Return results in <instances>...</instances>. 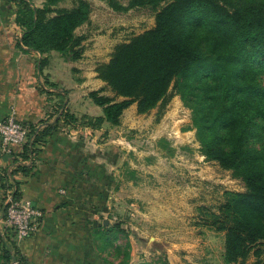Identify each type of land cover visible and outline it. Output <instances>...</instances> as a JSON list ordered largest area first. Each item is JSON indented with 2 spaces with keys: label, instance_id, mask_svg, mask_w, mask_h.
<instances>
[{
  "label": "trees",
  "instance_id": "1",
  "mask_svg": "<svg viewBox=\"0 0 264 264\" xmlns=\"http://www.w3.org/2000/svg\"><path fill=\"white\" fill-rule=\"evenodd\" d=\"M59 1L35 5L32 0H15L13 19L27 48L40 53L54 49L77 59L84 50V35L75 29L88 20L90 4L74 0L60 6ZM105 1L122 11L148 6L154 11V24L115 43L109 58L98 63L97 76L120 98L90 90L102 113L86 124L91 128L105 121L118 124L122 111L133 102L138 112H146L164 105L176 92L183 101L189 99L190 126L201 153L231 169L244 186L224 190L216 209L203 206L202 222L224 231L225 263L244 264L252 253L256 263L264 264V83L255 65L264 66V0ZM45 60L41 58L40 68ZM67 118L77 122L73 114ZM57 124L58 118L41 128L30 124L31 139L22 144L21 155L27 157ZM254 137L261 139L259 146L244 143ZM16 167L24 173L31 169L26 164ZM18 182L14 199L20 197ZM5 207L6 203L3 215ZM15 239L14 233L0 229V258L5 264L13 260L19 264Z\"/></svg>",
  "mask_w": 264,
  "mask_h": 264
},
{
  "label": "rangeland",
  "instance_id": "2",
  "mask_svg": "<svg viewBox=\"0 0 264 264\" xmlns=\"http://www.w3.org/2000/svg\"><path fill=\"white\" fill-rule=\"evenodd\" d=\"M42 2L32 0L35 5ZM73 2L60 0L58 5ZM88 2L89 18L75 29L84 35L81 57L71 59L54 49L44 52L48 53L45 62L50 57L53 75L43 74V78L48 85L62 89L55 98L57 126L80 127V150L76 146V161L71 162L78 167L77 184L69 197L74 202L75 235H97L91 248L106 255L111 264H227L222 257L224 231L204 224L201 208L216 209L224 190L244 186L231 169L201 153L195 128L190 126L189 99L183 101L176 92L164 105L146 112H138L133 102L122 111L118 124L105 121L94 131L86 124L102 113V107L89 96L90 90L120 98L97 76L98 63L109 58L115 43L154 24V11L148 6L122 11L105 0ZM15 8V0H0L3 11ZM11 12L3 14L5 24L11 23ZM255 65L260 67L257 75L264 83V66ZM69 114L77 122L69 120ZM261 142L257 137L244 140L253 147ZM73 150L69 146L71 153ZM13 190L0 196V211L14 198ZM2 217L5 220V214ZM0 229L15 234L5 221ZM0 264H5L2 257ZM244 264L259 263L250 253Z\"/></svg>",
  "mask_w": 264,
  "mask_h": 264
},
{
  "label": "crops",
  "instance_id": "3",
  "mask_svg": "<svg viewBox=\"0 0 264 264\" xmlns=\"http://www.w3.org/2000/svg\"><path fill=\"white\" fill-rule=\"evenodd\" d=\"M10 12L0 9V117L13 114L28 126L41 128L58 117L55 98L62 89L48 85L43 78V74L48 78L53 75L50 57L39 66L48 53L22 44L21 29L13 16L10 24L2 21L3 14ZM79 130L78 125L66 128L59 124L33 145L27 157L21 155L22 144L4 147L0 141V196L16 188L18 180L20 199L42 212L33 231L15 239L19 264H111L106 255L91 248L94 235H75L74 202L69 197L77 184L78 167L71 162L76 161V146L80 150ZM17 164L30 165L31 169L24 173ZM2 214L1 210L0 225L4 223Z\"/></svg>",
  "mask_w": 264,
  "mask_h": 264
},
{
  "label": "built area",
  "instance_id": "4",
  "mask_svg": "<svg viewBox=\"0 0 264 264\" xmlns=\"http://www.w3.org/2000/svg\"><path fill=\"white\" fill-rule=\"evenodd\" d=\"M31 139L30 127L13 114L0 117V141L4 147L21 145ZM41 209L22 199L9 198L5 207V222L14 229L17 240L29 235Z\"/></svg>",
  "mask_w": 264,
  "mask_h": 264
},
{
  "label": "water",
  "instance_id": "5",
  "mask_svg": "<svg viewBox=\"0 0 264 264\" xmlns=\"http://www.w3.org/2000/svg\"><path fill=\"white\" fill-rule=\"evenodd\" d=\"M104 223H106L107 222V220L106 219H104V221H103Z\"/></svg>",
  "mask_w": 264,
  "mask_h": 264
}]
</instances>
